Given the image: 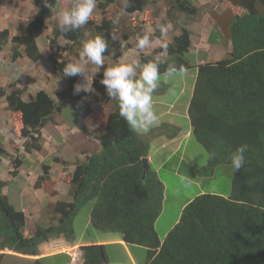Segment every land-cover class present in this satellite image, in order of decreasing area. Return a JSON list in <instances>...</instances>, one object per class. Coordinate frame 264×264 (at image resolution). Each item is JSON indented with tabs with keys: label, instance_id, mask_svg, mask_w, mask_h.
<instances>
[{
	"label": "trees",
	"instance_id": "1",
	"mask_svg": "<svg viewBox=\"0 0 264 264\" xmlns=\"http://www.w3.org/2000/svg\"><path fill=\"white\" fill-rule=\"evenodd\" d=\"M32 1L38 11L22 34L10 37L8 29L0 31V53L8 38L12 44L11 67L16 66L19 58L26 57L31 63L41 59L36 39L45 28L44 19L50 17L59 4H56L57 0H48L53 6L50 11L44 0ZM165 1L170 3L171 11L167 16L175 28L179 25V15L193 18L197 14L189 0ZM227 2L241 12L216 17L219 31L215 28L211 34L215 31L218 38L223 36L229 43V51L219 60L196 67L187 110L192 137L205 150L206 164L181 170L168 163L162 169L175 179L183 173L190 180L204 178L216 167L230 164L229 154L246 144V163L239 172L233 170L230 195L227 198L214 194L195 197L181 210L177 223L161 241L154 224L162 212L164 184L149 169L145 179L141 178L142 159L148 155L149 139L131 132L119 116L117 102L110 100L105 86L99 83L103 68L93 76L90 85L95 92L101 90L103 101H111L113 110L105 118L98 119L93 118L94 113L86 103L88 93L74 94V85L81 76L63 77L62 70L68 62L50 57L48 61L53 72L62 82L57 100L44 90H38L29 100H24L22 94L27 88L18 89L17 81H11L7 88L0 87V100L5 99L12 114L16 138L29 142L24 147L26 152H39L46 125L56 124L55 115H60L64 106L78 104L82 115L92 122L97 121L96 125L102 128L100 149L92 155L84 153L83 160L71 163L73 172L68 184L72 200L50 205L53 218L46 226L36 225L31 236L24 234V215L3 194L6 185L0 179V264L5 250L37 256L39 245L50 239L64 238L75 242L73 222L88 202H94L90 225L100 232L118 233L125 245L145 248V264H264V0ZM149 4L157 3L155 0H128L126 7L125 0H96L102 15L99 23L93 17L86 25L68 33L55 27L48 45L50 49L66 51V47H59L56 39L62 37L65 42L75 44L83 37L82 29L89 28L94 36L102 35L108 39L109 48L104 56L110 57L113 65L129 47V35L133 31L134 36L142 35L144 27L143 23H138L137 27L122 28L119 33L118 25L112 23L114 18L105 17L106 10L113 6L122 14L139 15ZM165 22L168 20L160 21ZM151 24L154 28L152 36L160 37L161 33L155 30L157 24ZM180 31L172 42L157 49L156 52H166L164 59L140 54L139 60L159 59L161 72L171 61L190 69L192 66L184 55L188 53L191 34L186 28H180ZM109 33L119 35L116 42L110 39ZM209 37L211 43L215 41L212 35ZM108 66L104 64V67ZM98 101L94 95L93 102ZM6 155L0 147V157ZM52 163L66 166L60 159ZM22 164L21 158H15L10 174L16 176ZM49 169L47 165L42 166L37 187L48 179ZM106 247L81 246L83 264H111ZM34 264L43 263L35 260Z\"/></svg>",
	"mask_w": 264,
	"mask_h": 264
},
{
	"label": "rangeland",
	"instance_id": "2",
	"mask_svg": "<svg viewBox=\"0 0 264 264\" xmlns=\"http://www.w3.org/2000/svg\"><path fill=\"white\" fill-rule=\"evenodd\" d=\"M157 4H149L145 9L149 11L148 18L154 20V24L160 23L162 20H168L169 31L171 37L178 36L181 34L179 26L177 28L174 26V22L169 20L167 13L171 10L170 3L165 0H155ZM191 4L197 9V14L193 18L178 16L179 24H191V30L197 31L203 24V19H208L209 24H213L216 17H227V15H234L240 13L241 10L238 7H231L227 0H189ZM72 0H59L58 7L52 10V15L45 18V28L42 34L38 37L37 43L40 48L41 59L38 63L25 64L22 61H28L26 58L21 59L16 62V66H9L12 44L8 38L7 44L4 46L2 52L0 53V87L7 88L11 81H17L16 86L18 89H22L26 86V91L23 92L22 98L24 100H29L33 97L38 90H44L47 94L54 97L62 91V82L56 73L50 70L51 63L48 61L50 57L56 59L57 61H67V62H77L79 60L78 50L81 49V44H69L65 42L62 37L56 39L59 47H66V51H56L55 49H50L48 45V40L51 39L52 29L59 27L58 20L55 17V13L58 9H67L71 6ZM144 9V10H145ZM37 8L35 7L32 0H0V31L8 29L10 37L15 35H20L23 33L25 27L30 23L33 17L37 13ZM119 16L118 31L134 26L133 17L131 15L122 14L117 11L113 6L108 8L105 12L106 18H115ZM136 19L137 24L139 18ZM96 19L99 23L102 15L101 11L96 7L90 18ZM168 18V19H167ZM202 20L194 26V22ZM207 20V21H208ZM176 31V32H175ZM192 31V32H193ZM152 33L154 31L151 30ZM85 37L83 40H87L94 37V34L89 30H83ZM214 40H218L217 33L214 31L212 34ZM119 37V35H116ZM82 40V41H83ZM134 41L133 38L130 40ZM225 46V45H224ZM73 50H76L74 52ZM195 51L194 48L190 49ZM131 52L125 54L131 60L134 59V53L138 52L137 48L131 49ZM190 51V53H191ZM140 53H144L141 52ZM198 54V52H197ZM199 57L201 56L198 55ZM110 57H104V61H110ZM74 59V60H73ZM135 59H139V55ZM184 59L189 62L192 66L189 70L194 73L195 70V58L193 55L188 53L184 55ZM42 61V64L40 63ZM22 63V64H21ZM110 66L112 64H109ZM21 68L26 72V74L21 73ZM36 68L42 71L40 74L36 73ZM47 69V70H46ZM196 74V73H195ZM180 80L170 82L168 84L161 83L159 89L153 94V98L166 97L168 100L173 99L177 96V90L175 94L169 93V87L180 88ZM2 85V86H1ZM61 85V86H60ZM169 85V87H168ZM191 88V84H190ZM9 91V90H7ZM101 90L94 91L88 95L87 103H89L94 113L93 118H105L106 115L112 111L111 101L105 102L102 99ZM189 91L178 98V104L181 106L189 100ZM97 96L98 103L93 102V96ZM82 112L78 104L66 105L62 108L60 115H55L56 124L48 123L42 132L41 139V150L39 152H26L24 150L25 145L29 142H24L21 139L16 138L14 133V122L11 121V113L6 108L4 100H0V147L7 154L5 157H0V179L5 182L6 187L3 193L8 197L9 202L15 206L16 209H21L20 206L26 209V229L37 224H47L52 218L51 210L47 209L48 201H55L60 198V200H70L68 181L71 178V173L73 167L71 163L77 160H83L84 153H80L82 149H86L89 154L90 152H97L99 146L96 142L97 133L100 132L99 129L91 130L87 128V132L91 138H89L85 143V138L82 137V132L78 130L77 124L81 122ZM85 117V115H83ZM96 120V119H95ZM97 123V121H95ZM171 129V130H170ZM168 129L167 125H163L157 129L152 130L147 134V138L156 133V135L166 134L167 131H171L173 128ZM170 134H167L168 136ZM197 155L194 159L196 165L206 164L207 155L205 150L197 145ZM193 152L194 148H190ZM15 158H21L23 165L20 168L21 172L19 177H16V182H14L10 170L12 169V161ZM60 159L65 163L63 165H54L53 160ZM42 165H47L50 167L48 179L45 182H41L39 187L36 183L38 179L42 176ZM65 169L64 171L63 168ZM59 171L56 172V170ZM62 172L64 174L62 175ZM233 169L231 164H224L213 169V171L206 175L204 178L194 179L196 182L189 184L188 182L177 180L172 175L160 169L158 172L161 182L164 184L163 202L162 207L164 209L163 214L157 219L156 224H154L155 231L158 238L162 241L164 236L169 232L170 229L175 225L176 219H179L181 210L195 197L202 194H214L227 198L231 192V180H232ZM50 177L51 180H50ZM59 177V181L54 182V178ZM57 192H56V191ZM23 191V192H22ZM24 195V196H23ZM187 203V204H186ZM94 202L86 203L78 212L77 216L73 222V229L75 234V241L81 244L94 243L96 245H107L106 252L110 263L119 260L122 264H145L147 260L146 249L139 246H123L121 249L118 245L113 244H100L97 242H106L119 240L121 237L118 233L113 232H100L90 225V213L93 208ZM186 204V205H185ZM185 205V206H184ZM36 223V224H35ZM174 224V225H173ZM46 226V225H44ZM172 226V227H171ZM41 245V244H40ZM39 245V246H40ZM11 260V259H10ZM10 260H6L5 264L10 263ZM2 264V262H1ZM13 264V263H12ZM24 264V263H21Z\"/></svg>",
	"mask_w": 264,
	"mask_h": 264
},
{
	"label": "crops",
	"instance_id": "3",
	"mask_svg": "<svg viewBox=\"0 0 264 264\" xmlns=\"http://www.w3.org/2000/svg\"><path fill=\"white\" fill-rule=\"evenodd\" d=\"M147 12L149 13V11L147 9H145L137 17L139 18V20H138V21H140L139 23H143L144 28L141 31V33L148 32L150 34L151 45L149 47L143 49V50L138 49V52L134 53V56H135L134 59L136 58V56H138L140 54L153 55L156 58L164 59L166 57V52L165 51L156 52V51L158 48H164L167 43L172 42L173 38L171 37L170 32H167L165 35H161L158 38L153 37L152 36L153 33L151 32V30L154 31V28H153V25L151 23L152 22L154 23V20H151L148 18ZM136 15L137 14H134V13L131 14V16L133 17L132 20H133L134 26L139 25V24H137L136 19L134 18V17H136ZM192 20H194V18ZM202 20H204L203 24L201 25V27L197 31L191 30L192 28H191V26H189L191 24H185V25L179 24L178 25L179 29L180 28H186L191 34L190 35V47L188 50V54L193 55L195 58L194 73L190 72V70H189L187 73V76L185 78L179 79L181 82L180 88L175 87V90H177V96L174 97L173 99L168 100L166 97H164V98H161V97L153 98V106H154V109L159 116V122H158V124L153 126L149 132L139 134V135H143V136L147 137V134L150 133L152 130L157 129L159 127H162V129H163V125H167L168 129L173 128L174 132L172 134H170L171 131H167L166 134L163 133L161 136L156 135V133H155L154 135H152L150 137L149 152H148L146 159L148 162L149 170L155 172L157 174L158 178H159V175H158L159 170L164 168L168 163L174 164V167H176V169H181V170L182 169L188 170L190 168L196 169L199 167L194 162V159L197 155L196 154L197 153V149H196L197 147L195 145L197 143L192 137L190 121H189L188 113H187L189 101H190V98L192 95V91H193V87H194V83H195V79H196V74H195L197 72L196 67L198 65H201V64H204L207 62H214L216 60H219V59L223 58L224 56H226L227 52L229 51V43L225 41L223 36L219 37L218 40L216 39L212 43L209 41V38H210L209 35L211 36V32L216 28V24H215V22L212 25L209 24V20L206 18L205 19L202 18ZM202 20L196 21L192 24H194V26H197V23H200ZM83 30H85V31L87 30L89 33V28H85ZM217 31H219V29H217ZM133 33H134V31L132 32V34L129 35V39L127 41V44L129 45V47L125 49V51L123 52L122 56L119 59V62H130L131 61V59L129 57H126L125 54L128 52L132 53L131 49L136 48V40H135L136 36H134ZM85 36L86 35H84V33H83V37H85ZM219 36H220V33H219ZM131 38L134 39L133 42L130 41ZM191 48H194L195 51H191L190 50ZM73 51L76 52V50H73ZM79 51L80 50H78L77 53H79ZM140 51L144 52V53H140ZM190 51H191V53H190ZM197 52H198V54H197ZM200 54H201V56L199 57L198 55H200ZM104 57H108V56H104ZM77 62L81 63L82 67H84L85 74H84V76H81L77 80L76 84L80 83L82 85H86L88 83L90 85L91 79L93 78V76L98 71L97 66L91 64L90 62L85 63V62H81L80 60H78ZM22 63L32 64L30 61H24V60L22 61ZM40 63L42 64V61H40ZM104 63H106L108 65L111 64L109 60L104 61ZM34 64H36V63H34ZM50 70H51V68H50ZM35 71H36V73H39V74L42 72V71H40L39 68H36ZM21 73L26 74V72L22 68H21ZM190 84H191V88H190ZM168 87H169V85H168ZM187 90L190 93L189 94L190 98H189L188 102L185 103V105L181 106V104H178V102H179L178 98L180 96H183L187 92ZM111 110H113V109H111ZM80 118H81V122H80V124H77L78 127H76V128L82 132V137L85 138V143H86V141L90 138V136L87 132V128L89 129L91 126L92 128H94L96 130V129H99L100 127H98L95 122L88 120L86 116L83 117L82 114H81ZM99 130L102 131V128H100ZM167 134H170V135L168 136ZM97 144H98V140H97ZM194 147H195V150L192 152L190 150V148H194ZM86 152L88 153V151L86 149H82L79 154L86 153ZM89 154H91V152ZM54 165H57V164H54ZM64 170L65 169L63 168L62 171H64ZM20 171H21V169H19V173H20ZM57 171H59V169H57L56 172ZM63 174L64 173L62 172V175ZM65 175L66 174H64L63 178H65ZM51 178L52 177H50V180H51ZM55 179H57V181H59V177H55L54 180ZM177 179L188 182L189 184H193V182H196L194 180H190L189 178H187L184 173H183V175H178ZM13 180H14V182H16L15 181L16 178H13ZM160 181H161V179H160ZM54 182H56V180ZM68 186H69V184H68ZM189 201H191V200H188L187 203ZM48 202L50 204V203H54L55 201L51 200ZM20 207H21V209H19V210L24 212V214H25L26 209H24V207H22V206H20ZM163 212H164V209L162 207L161 215L163 214ZM177 221H178V219L175 220L174 224H176ZM155 224H156V222H155ZM25 226H26V224H25ZM33 229H34V224L32 227H29V229L24 228V234L26 236H30L32 234ZM97 243L118 245V246H120L121 249L123 248V246L125 248L128 246V245H125V243L121 241V238L119 240L109 241L108 243L103 242V241L97 242ZM90 244H94V243H90ZM84 245H86V244H81L80 242H76V241L75 242H68V241H65L63 238L51 239L47 242L42 243L38 247L39 255H37V256L21 255V254H17V253L8 251V250L2 251L5 255L3 257L2 264H5L6 260H10V259H11L10 263H8V264H12V263L13 264H21V263L34 264L35 260H40L41 263H43V264H71L70 258L67 255V254H71V253H69L70 249L71 248L74 249L75 247H77L76 248V250H77V249H79L78 247L84 246ZM75 252L79 253L78 250ZM145 263H146V261H145Z\"/></svg>",
	"mask_w": 264,
	"mask_h": 264
},
{
	"label": "clouds",
	"instance_id": "4",
	"mask_svg": "<svg viewBox=\"0 0 264 264\" xmlns=\"http://www.w3.org/2000/svg\"><path fill=\"white\" fill-rule=\"evenodd\" d=\"M58 2L59 0H57L56 4H58ZM127 3L128 0H125L126 7H127ZM44 5L45 7L50 8V11L53 9V6L48 3V0H44ZM95 8H96V0H72L71 6L69 8L58 9L55 13V17L58 20L60 31L64 33H68L78 30L81 26L86 25L89 22V19L92 16ZM112 23L118 24L119 16L115 17ZM168 29H169V25L165 22V23H158L156 25L155 30H158L161 33V35H165L168 32ZM109 36L113 42H116L117 37L114 34L109 33ZM82 40L83 37L80 39L78 43H75L80 45V42H82L81 49L79 51V60L85 63L90 62L91 64L97 66L98 70L103 68V78L99 80V83L105 86L106 94L110 98V100H114L117 102L119 109V116L126 121L129 130L137 134L149 132L150 129L159 122V116L153 106V94L157 92L161 83L168 84L170 82L185 78L187 76L189 69L184 64H177L175 61H171L167 63L166 67L164 68V71L161 72L162 62L159 59H150L145 61H141L139 59H133L130 62L117 61L115 64L111 66L104 67V64H106L104 63V53L109 48L108 39L102 35H95L93 38L84 41ZM135 40H136V48L139 50H143L151 45V36L148 32H144L142 35L138 33L135 37ZM24 58L26 57L19 58L17 61ZM51 70L53 72L52 66H51ZM62 71H63V77L84 76L85 74L84 67H82L81 63L79 62L66 63ZM82 91L90 95L89 93L94 92V89L92 88V84L89 85L87 83L86 85H82L80 83H77L74 85V94H79ZM169 92L174 95L175 88L170 87ZM87 98L88 96L86 97V103H87ZM54 99L57 100V95L55 96ZM1 100H4L5 102L4 98ZM87 104L89 105V103ZM79 107L81 109L80 105ZM90 109L92 108L90 107ZM91 130H93V128L90 126V131ZM100 132L96 134L97 135L96 142L98 140V146H99V138L101 134ZM247 150H248V145L244 144L238 146L235 150H233L229 154L228 159L234 171L239 172L244 167L246 163L245 154ZM97 152H92L90 155ZM16 177L17 178L19 177V170L16 176H12V178H16ZM71 200L72 199L70 197V200H65V201L70 202ZM57 201H63V200H60L59 198L58 200H55V202ZM54 203H50V204L48 203L47 209H50L49 206ZM22 213L24 215V212ZM24 218L26 223L25 215ZM47 224H43V226ZM24 228H26V226H24ZM80 247H78L79 249H77L79 253L75 252L77 251L76 250L77 247H75L74 249L72 248L70 249L69 253L71 254H67L70 258L71 264H72L71 262L72 256L76 257V262L74 264H78V263L83 264L84 261L83 252L80 249ZM112 264H122V262L116 260L113 261Z\"/></svg>",
	"mask_w": 264,
	"mask_h": 264
},
{
	"label": "water",
	"instance_id": "5",
	"mask_svg": "<svg viewBox=\"0 0 264 264\" xmlns=\"http://www.w3.org/2000/svg\"><path fill=\"white\" fill-rule=\"evenodd\" d=\"M147 171H148V162L147 159L144 158L142 159V176H141L142 179H145Z\"/></svg>",
	"mask_w": 264,
	"mask_h": 264
},
{
	"label": "built area",
	"instance_id": "6",
	"mask_svg": "<svg viewBox=\"0 0 264 264\" xmlns=\"http://www.w3.org/2000/svg\"><path fill=\"white\" fill-rule=\"evenodd\" d=\"M71 262H72V264H74L76 262V257L75 256L74 257L73 256L71 257Z\"/></svg>",
	"mask_w": 264,
	"mask_h": 264
}]
</instances>
